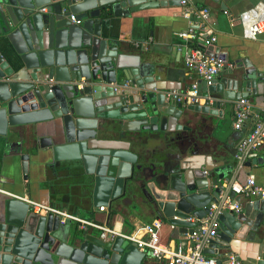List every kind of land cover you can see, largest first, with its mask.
<instances>
[{
	"label": "water",
	"instance_id": "95a60500",
	"mask_svg": "<svg viewBox=\"0 0 264 264\" xmlns=\"http://www.w3.org/2000/svg\"><path fill=\"white\" fill-rule=\"evenodd\" d=\"M175 3L0 0V141L29 140L39 122L52 121L50 138L40 146L50 149L54 161L71 169L81 166L85 173L104 162L128 167L123 182L136 211L187 226V233L212 203L229 197L240 203V210L220 211L216 235L203 252H234L250 242L249 257L264 264V197L229 190L232 167L208 131L220 105L264 96V71L237 62L224 77L197 80L204 102L174 101L155 83L157 57L144 51L132 67L123 66L122 45L101 30L102 17H127ZM207 50L224 60L212 45ZM118 141L124 146L113 143ZM187 153L202 154L204 161L187 166ZM20 167L25 178L26 162ZM188 217L194 220L185 221ZM60 219L59 214H38L27 203L7 198L0 204V264H153L132 242L94 235Z\"/></svg>",
	"mask_w": 264,
	"mask_h": 264
},
{
	"label": "crops",
	"instance_id": "0c3cea01",
	"mask_svg": "<svg viewBox=\"0 0 264 264\" xmlns=\"http://www.w3.org/2000/svg\"><path fill=\"white\" fill-rule=\"evenodd\" d=\"M194 1L195 6H204L209 10L216 37L212 50L223 55L225 61L234 64L248 62L256 70L264 71V32L251 38L246 29L248 23L264 9V0ZM180 10L178 3H175L136 10L127 17H102L101 30L104 36L116 39L122 45L123 66L132 67L137 63L138 54L144 51L158 58L155 62L158 80L155 83L164 87L162 92H181L198 80L186 72L181 61L180 48L185 42L177 33L186 28V20ZM227 70H221L216 77L226 76ZM247 98L252 103L253 113L264 107L263 95H250ZM218 110L220 114L212 118L208 131L216 149L225 156L227 165L232 167L228 171L229 179L243 182L246 177L252 176L255 183L264 186V142L241 159L235 158L236 146L250 132L252 120L244 121L241 128L236 130L231 125L233 103L229 106L220 105ZM52 123L39 122L36 125L37 134L21 143L3 145L0 141L1 205L9 197L25 203V199H29L122 233L132 232L141 224L155 219L136 211L131 194L123 182L128 167L104 162L95 164L90 172L85 173L81 166L71 169L66 162L54 161L50 149L40 146V142L42 145L47 144ZM113 143L117 147L124 146L122 141ZM254 156L256 162H253ZM183 160L187 166H198L204 161V155L187 153ZM22 161L26 162L25 178L20 169ZM44 213L41 211L38 214ZM69 225L77 228L75 221L69 220ZM187 229L184 225L170 228L168 222L162 221L160 240L174 245L185 238ZM87 231L98 234V230L92 227H88ZM244 243L243 250L234 252L243 264H254V260L249 257L253 255L252 243ZM220 253L215 250L209 255L218 257ZM152 262L165 264L163 260L152 259Z\"/></svg>",
	"mask_w": 264,
	"mask_h": 264
},
{
	"label": "built area",
	"instance_id": "2783aa9c",
	"mask_svg": "<svg viewBox=\"0 0 264 264\" xmlns=\"http://www.w3.org/2000/svg\"><path fill=\"white\" fill-rule=\"evenodd\" d=\"M194 2V0H178V5L181 8L180 14L186 20V28L177 33V36L185 42L180 48L181 61L187 73H191L197 79L208 83L221 70L233 68L234 63L208 53L207 47L213 45L216 40L213 24L208 8L195 6ZM40 10L44 11L45 8L41 7ZM69 19L77 23L73 20L72 15L69 16ZM246 29L251 38L264 32V9L253 21L248 23ZM48 82H51V79ZM165 97L174 101H184L188 104L202 103L206 99L197 91L196 82L190 83L189 87L181 92L165 91ZM248 119L252 120L251 130L240 139L236 146L235 158L237 160L260 147L264 142V107L259 112L253 113L251 101L247 97L239 98L233 103L232 128L240 129L243 122ZM229 190L235 195L248 196L251 194L264 197V186L255 183L252 176L246 177L243 182L231 181ZM25 201L36 213L51 211L61 216L60 221H75L80 230H87L88 227H92L98 230L101 237L118 236L132 242L136 248L147 252L150 258L155 261L163 260L165 264H243L237 253L230 250L221 252L218 257L203 252V249L208 247L210 239L216 235L218 226L216 216L220 211L222 209L235 212L240 210V203L231 202L229 197H225L218 204L212 203L208 213L197 220L198 225L195 229L174 245L163 243L160 240L159 229L162 221L158 218L141 224L132 232L122 233L105 225L80 219L29 199H25ZM192 220H194L193 217L185 219V221ZM169 227L173 228L174 225L169 224Z\"/></svg>",
	"mask_w": 264,
	"mask_h": 264
},
{
	"label": "trees",
	"instance_id": "16d2710c",
	"mask_svg": "<svg viewBox=\"0 0 264 264\" xmlns=\"http://www.w3.org/2000/svg\"><path fill=\"white\" fill-rule=\"evenodd\" d=\"M209 255V254H208Z\"/></svg>",
	"mask_w": 264,
	"mask_h": 264
}]
</instances>
